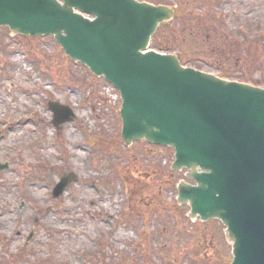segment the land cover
<instances>
[{
  "label": "rangeland",
  "instance_id": "1",
  "mask_svg": "<svg viewBox=\"0 0 264 264\" xmlns=\"http://www.w3.org/2000/svg\"><path fill=\"white\" fill-rule=\"evenodd\" d=\"M151 1L188 14L185 43L163 32L172 52L162 53L186 46L189 67L264 88V0ZM63 58L51 37L0 30V163L10 165L0 171V264H231L225 227L191 223L176 205L185 172L171 171L174 152L128 150L105 81ZM49 102L78 119L57 129Z\"/></svg>",
  "mask_w": 264,
  "mask_h": 264
},
{
  "label": "water",
  "instance_id": "2",
  "mask_svg": "<svg viewBox=\"0 0 264 264\" xmlns=\"http://www.w3.org/2000/svg\"><path fill=\"white\" fill-rule=\"evenodd\" d=\"M174 17L171 7L138 0H0V29L54 36L67 57L120 92L127 147L146 141L175 150L172 170L187 169L195 182L178 184V204L193 221L225 225L232 264H264V89L149 51ZM49 109L56 127L76 119L60 103ZM75 180L64 177L54 196Z\"/></svg>",
  "mask_w": 264,
  "mask_h": 264
},
{
  "label": "trees",
  "instance_id": "3",
  "mask_svg": "<svg viewBox=\"0 0 264 264\" xmlns=\"http://www.w3.org/2000/svg\"><path fill=\"white\" fill-rule=\"evenodd\" d=\"M146 1H148V2H151V3H153V1H151V0H146ZM154 3H156V4H160L161 2H154ZM186 10H185V8H184V6L181 4H179L178 5V19H177V21L175 22L176 23V25H177V28H176V30H174L175 28H172V27H161L160 29H159V31H158V33L156 34V36L154 37V39H153V42H152V48L154 49V50H156V51H158V52H166V53H168V52H172L171 51V48L169 47V46H167V47H164L163 46V44H167V43H165L166 42V39L165 40H161V35L163 34V32H166V33H172V35H171V38H173V39H175V42H181V43H185L184 41H185V37H186V35H185V33H184V31L181 29L182 28V21L183 22H186V18L188 17V14H186ZM214 23V22H213ZM181 24V25H180ZM166 28H168V29H166ZM213 30L214 31H216L215 29H214V27H213ZM168 43H169V41H167ZM216 46L217 45H214L213 43H212V51H217V52H219V49H217L216 48ZM185 48H186V46H184ZM185 48H183V50L185 49ZM182 50V51H183ZM181 51V53H179V56H180V58H181V61H182V63L184 64V65H189V63H188V61H187V59L186 58H184L185 57V53L184 52H182ZM59 52L63 55V51L59 48ZM219 53H221V54H223L222 52H219ZM64 60L65 61H67V62H69V63H71L70 61H69V59L68 58H64ZM197 69H201V67H196ZM221 76L222 77H224V78H229L230 79V75H229V73H227V72H225V71H223L222 72V74H221ZM94 80L95 81H98V79H96V78H94ZM120 143L122 144V142L120 141ZM140 144H144V145H148V144H146V143H140ZM128 215H130L129 213H128ZM133 216V219L134 220H136L135 219V216L134 215H132ZM184 234H188L187 236H190V234L188 233V231L187 230H185L184 229ZM187 232V233H186Z\"/></svg>",
  "mask_w": 264,
  "mask_h": 264
}]
</instances>
